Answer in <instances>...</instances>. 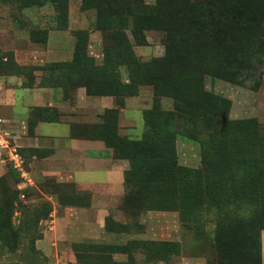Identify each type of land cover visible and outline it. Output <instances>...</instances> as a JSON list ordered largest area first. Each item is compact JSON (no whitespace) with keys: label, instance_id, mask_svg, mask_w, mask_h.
I'll return each mask as SVG.
<instances>
[{"label":"trees","instance_id":"trees-1","mask_svg":"<svg viewBox=\"0 0 264 264\" xmlns=\"http://www.w3.org/2000/svg\"><path fill=\"white\" fill-rule=\"evenodd\" d=\"M0 3L13 5L11 7L17 12L34 7L53 8L54 27L29 28L33 42L45 44L49 30L68 29L69 0H0ZM80 3L82 11L96 10L97 29L111 31V44L104 47L101 63L97 64L88 54L89 33L78 30L73 33L75 42L70 61L50 63L37 69L48 72L54 86L65 92L82 87L89 96L113 98L115 108L105 110L100 123L78 125L76 128L84 138L102 141L106 148L112 150L114 159L129 163L124 175V196L119 210L123 213L134 212L131 215L134 218L148 211L177 212L185 229L194 227L195 238H199L198 229L207 222L202 220L201 212H214L220 218L219 228L233 214L243 213L246 218L241 225L242 236L220 235L221 252L226 253L227 259L231 257L228 263L221 261L220 264H253L255 238L258 264H261L264 135L254 119L230 120L229 103L205 93L199 79L203 74L222 76L225 70L238 64V60L243 63L246 60L247 73L243 77V81H246L252 77L248 71L254 64L264 66V0H167V4L161 6L168 10L161 12L157 8L151 15L156 28L164 34L165 56L146 62L139 60L131 44L123 40L128 27L124 21H120L119 16L102 6L100 0H80ZM131 31L132 34L135 32ZM237 42L242 43L246 56V50L253 49L251 55L239 56V50L235 47ZM232 45L235 49L231 48ZM7 56L11 57L9 54ZM6 65L23 70L11 58ZM122 71L127 74L126 80L122 78ZM26 85L32 86V82ZM144 86L153 89L152 106L142 113L145 131L139 139L121 136L119 110L124 108L126 99L137 97ZM172 88L176 91L182 88L191 105L217 119L216 126L202 144L201 168H189L178 163L175 151L177 133L172 129L170 113L161 111L159 103L161 97L176 94L170 91ZM182 134L192 139L190 134ZM9 174L18 184V173L11 168ZM16 197L15 192L10 199L8 224ZM78 202L75 204H83L82 199ZM47 213L48 210L45 216ZM131 226L113 223L110 218L106 223V229L116 234L128 235L131 231L139 234L144 229L137 220L133 225L134 230ZM8 235V230L1 227L0 240ZM180 246V243L172 241L135 239L124 244L81 243L75 245L81 252L74 258L80 263L115 264L110 262L113 255H125L127 261L120 264H136L135 255L141 253L146 263L166 262L180 255ZM245 246L250 258L241 256V248ZM240 257L242 260L239 262ZM206 264H210L208 258Z\"/></svg>","mask_w":264,"mask_h":264},{"label":"rangeland","instance_id":"rangeland-1","mask_svg":"<svg viewBox=\"0 0 264 264\" xmlns=\"http://www.w3.org/2000/svg\"><path fill=\"white\" fill-rule=\"evenodd\" d=\"M100 1L102 6L111 9L115 15L119 16L120 21H124V25H127L128 29L122 38L131 44L133 52L139 60L146 62L165 56L164 34L160 29L156 28V23L151 15L153 14L152 11L157 8H160L159 11L161 12L168 10L167 8L163 9L161 6L162 4H167L165 3L167 0ZM120 2L122 3L119 4ZM11 6L0 3V18L17 17L19 13L21 15L22 11L17 12ZM169 8L171 9V4ZM81 9L80 0H69L67 9L68 29L66 32L70 36H67L64 32L51 34L50 45L57 50L60 47L66 49L71 47L73 51L75 42L73 33L78 30H85L89 33L88 54L97 64H100L104 47L111 44V31L96 28V10L88 9L87 11H82ZM24 13L27 15L24 17L28 19L33 18V20H36L43 18L41 22L42 26L37 27L44 28L46 25L48 28L54 27V10L51 6H47V9L43 10L38 8L24 10ZM131 30L135 31L133 32L134 35ZM58 41L62 43H59V45ZM235 45L241 57H247L253 51V49H245L246 56L242 51V43L237 42ZM235 47L231 46L233 49ZM247 67L246 60L245 63L238 60V64L225 70L222 76L215 77L203 74L199 81L205 93L214 95L229 103L228 118L230 120L244 121L254 119L258 124L261 134L264 135V66L257 65V63L254 64L251 70L248 71L252 73V77L243 81V77L247 73L245 70ZM126 75L122 71V78L124 80H126ZM234 79L238 80L235 81ZM170 91L176 94L174 96L161 97L159 103L161 111L170 113L172 129L177 133L175 136V151L178 163L181 166L189 168H201L202 144L208 133L216 126L217 119L214 116H210L208 112L203 111L201 108L191 105L188 98L184 95L182 88L178 91L172 88ZM139 95L143 101L134 104L132 103L134 99H130L124 114L121 115L122 128L119 127V130L121 129L122 133H126L131 139L141 138L145 131L142 113L152 106V87H142ZM185 132L188 135L190 134L192 139L185 138L182 134H185ZM10 169L8 163H1L0 160V228L4 227L9 232V235L4 240H0V264H91L85 263V261L84 263H80L75 260L74 255L81 252L76 249L75 245H78V242L79 244H81L80 242H84L82 244L103 243L107 240L103 239L105 236L96 234V240H88L90 242L80 240L70 243H65L62 240L56 242L55 240L44 238L51 219L49 213L53 208L52 203L48 200L47 196L42 195L34 186L22 184L23 181L19 174V182L17 184L9 174ZM46 188L44 187V190ZM15 192L17 193V197L13 204L12 215L8 224L7 214L10 212V199ZM83 200H85L84 197ZM47 210L48 213L45 216ZM120 212V214L117 213L119 214L118 218L111 220L123 225H132V230H134L133 225L136 220L144 227L139 234L134 235L136 231H131L130 235L133 238L140 239L141 241L171 240L180 243L181 253L179 256L171 259V264H181V258L183 257L208 258L210 264H220L221 261L228 263L231 257L228 256L227 259L225 257L226 253L221 252L222 237L220 235L224 234L225 237H232L238 234L239 237L242 236L241 231L243 227L241 225H243L244 218H246L240 212L233 214L229 218L230 220L224 222L222 224L224 226L219 228L218 221L220 218L214 212H209L208 214L201 212L202 220L207 222L204 227L201 226L198 229L199 238H195L194 227L185 229L177 212L148 211L135 218L131 216L134 212ZM247 231L248 233L250 232V230ZM121 238L119 242L128 241L129 234ZM44 239L46 241L42 242ZM253 246V262L251 263L258 264L257 238L254 239ZM241 253V256L247 255L248 258L251 256L247 253L246 246L241 248ZM141 257V255L136 257L138 263L141 261ZM218 260L220 262H217ZM241 260L240 257L239 262ZM125 261L126 258L124 256H116L110 260L111 263L115 264Z\"/></svg>","mask_w":264,"mask_h":264},{"label":"crops","instance_id":"crops-1","mask_svg":"<svg viewBox=\"0 0 264 264\" xmlns=\"http://www.w3.org/2000/svg\"><path fill=\"white\" fill-rule=\"evenodd\" d=\"M38 9H47V6ZM24 16L27 15L22 10L17 17L0 18V117L23 157V171L29 182L22 184L34 186L52 203L51 219L44 238L70 243L96 240L98 234L109 241L103 243L124 244L127 241L119 240L126 234L109 232L106 223L108 218L116 219L121 213L118 207L123 200L124 175L129 163L114 159L112 150L102 141L84 138L76 128L100 123L104 111L115 108L114 100L108 96H89L82 87L73 92L55 87L49 80V73L37 68L70 61L71 47L57 50L50 45L51 34L64 32L70 35L66 31L49 30L45 44L33 42L29 28L42 26L43 18L33 20ZM7 54L23 70L6 65L10 61ZM30 82L32 86H27ZM130 99H134V104L143 101L140 95L126 99L125 107L119 110L120 128L121 115ZM119 135L128 137L121 129ZM44 187L47 188L44 190ZM78 199H82V205L75 204ZM130 239L140 240L129 234ZM138 255L142 256L139 263L136 260ZM116 256L126 258L125 255H113L112 258ZM260 260L264 264V230L260 234ZM135 262L171 264V259L146 263L143 255L138 253ZM181 264H206V259L183 257Z\"/></svg>","mask_w":264,"mask_h":264},{"label":"built area","instance_id":"built-area-1","mask_svg":"<svg viewBox=\"0 0 264 264\" xmlns=\"http://www.w3.org/2000/svg\"><path fill=\"white\" fill-rule=\"evenodd\" d=\"M4 120L0 117V160L6 162L15 170L24 184H28L29 179L23 171V157L18 151L11 134L4 127Z\"/></svg>","mask_w":264,"mask_h":264}]
</instances>
